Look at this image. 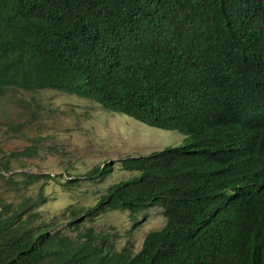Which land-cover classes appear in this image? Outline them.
Instances as JSON below:
<instances>
[{
    "label": "trees",
    "instance_id": "1",
    "mask_svg": "<svg viewBox=\"0 0 264 264\" xmlns=\"http://www.w3.org/2000/svg\"><path fill=\"white\" fill-rule=\"evenodd\" d=\"M44 90L191 138L120 160L137 176L67 210L75 237L37 225L42 196L0 203V264H264V0H0V102ZM38 153H10L0 177ZM154 207L166 225L138 253L84 224L128 212L135 229Z\"/></svg>",
    "mask_w": 264,
    "mask_h": 264
},
{
    "label": "rangeland",
    "instance_id": "2",
    "mask_svg": "<svg viewBox=\"0 0 264 264\" xmlns=\"http://www.w3.org/2000/svg\"><path fill=\"white\" fill-rule=\"evenodd\" d=\"M21 124L20 133L11 129ZM191 137L178 131L148 127L126 116L110 113L97 103L52 90L37 93L16 92L0 102V160L12 152L37 146L39 153L13 163L9 173L0 177V203H20L24 199L42 196L45 203L35 209L40 214L37 225L52 226V232L68 228L67 210L92 207L109 187L137 176L124 171L120 160L147 156L167 147H180ZM111 164L112 171L100 181L73 189L62 184L85 174L96 166ZM25 174H50L57 181L25 186ZM163 209L154 207L137 218L143 223L133 229L128 212H111L86 227L110 234L118 251L130 249L138 253L146 235L166 225Z\"/></svg>",
    "mask_w": 264,
    "mask_h": 264
}]
</instances>
